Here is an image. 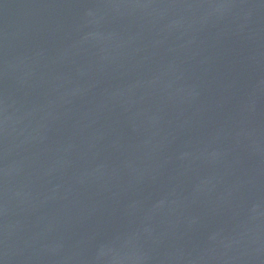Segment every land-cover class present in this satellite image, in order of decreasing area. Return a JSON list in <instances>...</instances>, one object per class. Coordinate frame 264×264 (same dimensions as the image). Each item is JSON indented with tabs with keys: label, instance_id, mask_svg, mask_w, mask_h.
<instances>
[{
	"label": "water",
	"instance_id": "95a60500",
	"mask_svg": "<svg viewBox=\"0 0 264 264\" xmlns=\"http://www.w3.org/2000/svg\"><path fill=\"white\" fill-rule=\"evenodd\" d=\"M0 264H264V0H0Z\"/></svg>",
	"mask_w": 264,
	"mask_h": 264
}]
</instances>
